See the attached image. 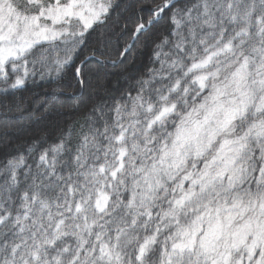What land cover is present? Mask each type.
<instances>
[{
    "label": "snow or ice",
    "instance_id": "1",
    "mask_svg": "<svg viewBox=\"0 0 264 264\" xmlns=\"http://www.w3.org/2000/svg\"><path fill=\"white\" fill-rule=\"evenodd\" d=\"M0 264H264V0H0Z\"/></svg>",
    "mask_w": 264,
    "mask_h": 264
},
{
    "label": "trees",
    "instance_id": "2",
    "mask_svg": "<svg viewBox=\"0 0 264 264\" xmlns=\"http://www.w3.org/2000/svg\"><path fill=\"white\" fill-rule=\"evenodd\" d=\"M38 92H39V89H30L29 92L25 93V95L30 97L31 95L38 93Z\"/></svg>",
    "mask_w": 264,
    "mask_h": 264
}]
</instances>
